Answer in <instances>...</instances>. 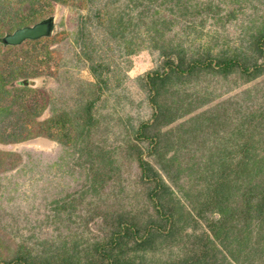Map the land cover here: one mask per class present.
<instances>
[{
  "label": "trees",
  "instance_id": "1",
  "mask_svg": "<svg viewBox=\"0 0 264 264\" xmlns=\"http://www.w3.org/2000/svg\"><path fill=\"white\" fill-rule=\"evenodd\" d=\"M241 1L234 0V3L239 4ZM136 3L140 4L141 0H128V11L123 9L115 14L110 13L106 28L110 37L125 40L124 54H132L134 48L130 44H134L132 39L140 33L142 22L143 39H147L162 57L160 66L138 78L152 107L151 121L137 125L134 129L136 141L124 144L127 146L126 157L134 159L139 169L138 186L142 187L133 192L132 198H135L136 205V198L142 195L141 205L128 209L121 206L119 196L124 191L125 176H120L116 149L122 144L110 147L104 145L103 141H94L93 131L100 126L94 111L96 102L101 98V83L105 82L102 70H97L100 65L92 62L90 69L95 84L90 85L94 86V90L89 92L88 97L84 101L80 99L78 106L71 109L52 104L49 108L50 116L41 123L38 131L27 130L23 135V138L36 134L54 137L66 145L71 142L69 132L75 134L71 146L78 153L77 164H87L83 169L84 180L78 183V197H72L68 205L54 201L53 218L61 217L59 210H75L78 204L83 207V214L79 215L83 227L92 237L89 235V241L73 233L74 238L68 241L63 239L56 244L47 243L43 250L45 254L37 260L32 256L31 248L20 245L10 259H2L0 264H252L257 260L264 263V178L259 177L264 174V153H259L258 149L263 146V134L256 136V127L249 125V120L239 121L230 128L229 137H226L234 141L241 151L235 163L228 161L225 147L222 146L218 147L219 151L209 154L199 168L196 161L183 165L178 152L182 143L191 142L184 136L188 130L183 126L190 124L193 119L198 121L201 114L180 121L182 123L176 127L162 129L199 107V101H205L199 97L205 98V95H197V89L193 91V96L189 91H181L184 79H194L196 85L201 80V73L205 71L204 74L211 75L213 86L217 87L219 81L225 82L230 77V87H233L236 83H249L264 73V19L255 24L256 19L264 18V14L252 19L248 26L252 33L246 49H231L227 44L226 48L221 47L220 51L213 53L209 46H204L195 57H188L185 48L188 40L178 39V33L173 27L179 23L181 31L185 27L186 35H200V29L205 23L204 16L213 10V1L148 0V4L130 14ZM260 3L264 4V0H259ZM158 6L167 7L169 14H160ZM252 7L256 12L261 10L257 5ZM149 10L152 13L146 21ZM25 25L17 24L14 30ZM85 37L81 38V47L87 45ZM37 40L25 41L37 43ZM83 53L86 58L90 57L88 52ZM14 74H17V70ZM7 82V78L0 74V99L11 94V90L5 88ZM16 82L22 89L28 88L27 81ZM17 97L18 94L9 103L0 104V121L24 109L27 115L36 116L44 108L34 103L19 109L20 112L12 110ZM245 100L250 98L246 96ZM261 107L264 106L247 108L250 113L246 117L256 116L261 119L260 115L264 111ZM128 129H133L132 125H128ZM11 134L19 135L16 131ZM137 141L148 142L146 155L159 156V168H155L143 156L144 151ZM229 164L233 165L232 169ZM230 172L234 173L233 182L228 180ZM183 174L187 176L189 184H186L184 177L181 178ZM196 184L199 186L197 189L194 188ZM192 189L196 191L192 192ZM198 198L201 200H196ZM187 205L191 206V210L186 209ZM214 214L216 218L212 217ZM68 220L72 221L71 218ZM202 221L205 228H201ZM162 246H175L185 255L178 261L161 260L158 252ZM169 253L171 257L175 250L170 249Z\"/></svg>",
  "mask_w": 264,
  "mask_h": 264
},
{
  "label": "rangeland",
  "instance_id": "2",
  "mask_svg": "<svg viewBox=\"0 0 264 264\" xmlns=\"http://www.w3.org/2000/svg\"><path fill=\"white\" fill-rule=\"evenodd\" d=\"M212 1L213 10L204 16L205 23L200 29V35H186L182 23L183 31L180 30L179 23L173 27L178 33V39L188 40L185 45L188 57H195L204 46H209L213 53L220 51L221 47L226 48L227 44L231 49H246L252 33L248 26L252 19L264 14V4H259V0H242L239 4L234 3V0ZM146 3L148 4V0L136 3L130 14L136 13ZM126 4L128 0H0V37L11 33L17 24L32 25L43 18L53 17L52 33L38 39L37 43L23 41L18 45H2L0 42V74L8 80L5 88L11 90L10 95L0 99V104L9 103L18 94L12 110L20 112L19 109L30 107L34 103L44 107L36 116L27 115L24 109L19 114L9 115L0 121V260L10 259L20 245L31 248V254L37 260L45 254L43 250L47 243L56 244L63 239L68 241L74 238L73 233L83 239L89 235L92 237L83 227V220L79 216L83 214V207L78 204L75 210H59L61 217L53 218L54 201L68 205L72 197H78V183L84 180L83 169L87 164H77L78 153L71 146L74 144L75 134L69 132L71 142L66 145L54 137L39 134L23 138L27 130L38 131L41 123L50 116L49 108L52 104L71 109L78 106L80 99L84 101L88 97L89 92L94 90V86L90 85L95 84V77L90 69L92 62L100 65L97 70H102L105 82L101 83V98L96 102L94 111L100 123L93 131L94 141H103L104 145L110 147L122 144L116 149L120 176H125L124 191L119 196L121 206L128 209L141 205L142 195L136 198V205L135 198H132L133 192L142 187L138 186L139 169L134 159L126 157L127 146L124 144L136 141L134 129L137 125L151 121L152 107L138 78L160 66L162 57L147 39H143L142 22L139 26L140 33L136 38L133 36L134 44H130L134 48L132 54H124L125 40L110 37L106 28L107 17L110 13L115 14L123 9L128 11ZM254 5L261 10L256 12L252 7ZM158 8L160 14H169L167 7ZM150 13L151 10L146 14V21ZM261 19L264 18L256 19L255 24ZM82 26L84 29L80 30ZM82 37L86 39V47L79 44ZM83 51L88 52L90 57L86 58ZM15 70L17 74H14ZM203 72L198 84L194 85V79H184L180 89L191 92V95L197 89V95L203 93L205 98L199 97L205 101H199V107L162 129L177 126L182 123L180 121L199 113L201 118L198 121L193 119L190 124L183 126L188 130L184 136L191 142L187 140L188 143L185 141L179 148L181 163L184 165L196 161L200 168L209 154L219 151L223 146L226 158L234 164L241 151L234 141L226 138L229 137L232 126L243 119L249 120V125L256 127V136L263 134L264 138V111L260 115L261 119L256 116L246 117L250 109L264 106V73L249 83H236L233 87H230L232 82L229 77L225 82L219 81L216 87L213 86L211 75ZM19 80L27 81L28 88L22 89L16 82ZM246 96L250 100H245ZM128 125H132L133 129H128ZM12 131L19 135H12ZM137 143L144 151L143 156L155 168H159V156L146 155L148 142ZM258 149L259 153H264V143ZM232 166L229 164V168L232 169ZM160 173L174 188L165 174L162 171ZM183 177L186 184H189L187 176L183 174L181 178ZM259 177L263 179L264 174ZM228 180L234 181L233 172H230ZM198 187L196 184L194 188ZM186 209L191 210V206L187 205ZM212 217L216 218L217 215ZM203 227L205 228L202 221L201 228ZM91 228L93 229L92 225ZM170 249L175 250L171 257ZM158 253L164 261H178L185 255L175 246H162ZM252 264L264 263L257 260Z\"/></svg>",
  "mask_w": 264,
  "mask_h": 264
},
{
  "label": "water",
  "instance_id": "3",
  "mask_svg": "<svg viewBox=\"0 0 264 264\" xmlns=\"http://www.w3.org/2000/svg\"><path fill=\"white\" fill-rule=\"evenodd\" d=\"M53 17L43 18L32 25H25L6 33L0 37V42L5 45H18L25 40H36L47 37L52 33Z\"/></svg>",
  "mask_w": 264,
  "mask_h": 264
}]
</instances>
